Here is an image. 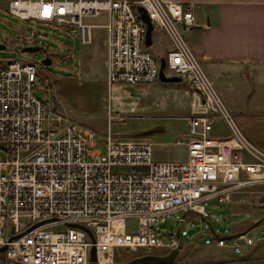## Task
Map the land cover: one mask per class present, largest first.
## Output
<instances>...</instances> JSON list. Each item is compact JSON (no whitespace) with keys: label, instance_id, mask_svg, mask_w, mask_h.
I'll return each mask as SVG.
<instances>
[{"label":"built area","instance_id":"2783aa9c","mask_svg":"<svg viewBox=\"0 0 264 264\" xmlns=\"http://www.w3.org/2000/svg\"><path fill=\"white\" fill-rule=\"evenodd\" d=\"M6 1L8 13L21 19L77 27L83 43L92 42L94 27H105L110 88L160 80L161 59L146 45L143 6L173 39L163 57L166 74L190 83L193 100L185 117L189 133L177 140L188 149L185 160L156 159L152 141L111 133L103 152L90 128L49 110L38 94L40 62L0 58V264H91L93 247L98 264H117L123 249L168 253L181 241L157 231L159 217L181 208L209 216L205 201L232 202L241 192L264 211V189L255 188L264 185V148L236 121L230 134H213L232 115L187 41L192 10L171 0ZM104 14L102 24L85 20ZM132 218L136 229L128 226ZM257 242H264V216L218 240L236 254Z\"/></svg>","mask_w":264,"mask_h":264},{"label":"rangeland","instance_id":"374dc122","mask_svg":"<svg viewBox=\"0 0 264 264\" xmlns=\"http://www.w3.org/2000/svg\"><path fill=\"white\" fill-rule=\"evenodd\" d=\"M7 9V1L0 0V43L5 45L4 49H0V58L40 62L38 94L46 101L51 112L78 120L90 128L97 137L96 148L103 152L106 149V136L111 133L118 138L152 141L156 159L187 158L186 145L177 144V140L189 133L185 117L190 113L193 100L190 83L185 80L180 83L158 80L152 86L117 84L110 88L107 85L105 49L99 47L104 43V34L94 37V44H86L75 26L24 20L8 13ZM90 20L101 22L106 19L95 17ZM157 31L158 28L155 36ZM31 45L41 46L42 49L24 51L25 47ZM92 45L97 49V54L93 56L94 64L89 65L90 60L85 52ZM154 48L153 45L148 47L152 53ZM47 56L51 62L44 64L42 60ZM90 69L95 74L89 75ZM167 73L170 71L167 70ZM221 87L224 93H219L232 117L230 124L220 121L216 125L217 133L213 134H230L236 121L253 143L264 148V71L261 77L253 74L247 77L237 70L224 76ZM109 112L113 114L112 119ZM255 188L264 189V185L258 184ZM242 199L249 201V196L241 192L234 195L232 202L205 201L203 204L209 216L181 208L159 217L154 227L160 234L178 237V229L181 231L178 238L184 246L171 264L208 258L225 249L229 251L230 248L220 247L218 240L245 230L246 225L264 216V211L258 205L249 207L250 201L244 202ZM239 203L245 206L240 207ZM183 216L185 221H182ZM137 225L138 219L128 220L129 227L136 229ZM120 253L117 264L145 254H166V250L160 247L137 251L123 249Z\"/></svg>","mask_w":264,"mask_h":264},{"label":"crops","instance_id":"0c3cea01","mask_svg":"<svg viewBox=\"0 0 264 264\" xmlns=\"http://www.w3.org/2000/svg\"><path fill=\"white\" fill-rule=\"evenodd\" d=\"M171 1L181 3L184 8L194 12L195 25L186 30L185 35L204 69L217 84L220 93H224L221 87L224 76L237 70H240L242 74H246L247 77H250V74L261 77L264 71V0ZM100 17H104L106 20L93 21L90 19L95 17L91 16L86 17L85 20L89 24H102L107 21L106 14ZM100 28H103V30ZM157 28L158 31L155 36ZM101 34H104V43L99 44V47H104L105 59L108 64V31L105 27H94L92 29L93 40L91 43L86 44H94V37ZM152 45L155 46L153 55H157L162 59L164 54L173 47L174 42L161 26H155ZM96 51L97 49L93 45L86 50V57L90 60L89 65L94 64L93 56L97 54ZM88 74L95 73L90 69ZM156 83L157 81L152 84L141 85L152 86ZM250 203L251 205L247 206L254 205L252 201ZM239 205L240 207L245 206H242L241 203ZM261 220H263V216L256 218V221L248 224V226L246 225L245 230ZM234 234L233 232L231 235ZM231 235L226 236V238ZM180 241L182 250L184 244L181 239ZM225 250L215 256H208V258H198L191 262L184 260L183 264H264V242L247 246L242 254H236L232 249Z\"/></svg>","mask_w":264,"mask_h":264},{"label":"water","instance_id":"95a60500","mask_svg":"<svg viewBox=\"0 0 264 264\" xmlns=\"http://www.w3.org/2000/svg\"><path fill=\"white\" fill-rule=\"evenodd\" d=\"M138 8H139V11L141 13L142 18L147 23L146 45L149 47L153 44V33H154L155 26L153 24L152 19L149 16L148 12L146 11V9L143 6H139ZM4 47H5V45L0 43V49H4ZM41 49H42L41 46L31 45V46L25 47L24 51L36 52V51H39ZM42 62L44 64H49L51 62V58L45 57L42 60ZM165 66H166L165 59L162 58L161 59V72H160V80L161 81H163V82H182L183 81V78L181 76L167 75L165 72ZM42 222H44V221H42ZM79 226H81V225H79ZM82 227H84V226H82ZM84 228H86V227H84ZM87 230L91 233V231L89 229H87ZM180 235H181V231L179 228L177 231V236L179 237ZM231 237H233V236L231 235L230 238ZM181 248H182V243H180L176 248H174L173 250H171L170 252H168L166 254H151V253L145 254L142 256L135 257V258L131 259L130 261L123 263V264H171L178 258L179 254L181 252ZM3 249H5V247L0 249V251ZM90 259H91V264H98L96 261L97 255H96V248L95 247H93L91 250Z\"/></svg>","mask_w":264,"mask_h":264},{"label":"trees","instance_id":"16d2710c","mask_svg":"<svg viewBox=\"0 0 264 264\" xmlns=\"http://www.w3.org/2000/svg\"><path fill=\"white\" fill-rule=\"evenodd\" d=\"M251 226H252V225H251ZM251 226H250V227H251Z\"/></svg>","mask_w":264,"mask_h":264}]
</instances>
